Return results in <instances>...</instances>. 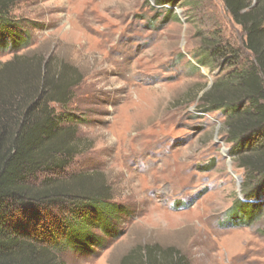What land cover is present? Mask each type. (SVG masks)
<instances>
[{
    "label": "rangeland",
    "instance_id": "1",
    "mask_svg": "<svg viewBox=\"0 0 264 264\" xmlns=\"http://www.w3.org/2000/svg\"><path fill=\"white\" fill-rule=\"evenodd\" d=\"M166 8L154 0H18L13 8L35 24L33 40L17 53L0 50V66L37 55L79 71L68 110L91 148L71 169L104 172L116 201L133 212L122 237L93 254L67 253L65 264H120L144 244L175 247L189 264H264V212L248 226L225 224L243 197L244 171L221 113L200 102L218 77L251 58L246 33L223 0ZM206 39L241 60L199 65Z\"/></svg>",
    "mask_w": 264,
    "mask_h": 264
},
{
    "label": "trees",
    "instance_id": "2",
    "mask_svg": "<svg viewBox=\"0 0 264 264\" xmlns=\"http://www.w3.org/2000/svg\"><path fill=\"white\" fill-rule=\"evenodd\" d=\"M180 1L154 3L168 11ZM17 2L0 0V50L14 53L31 45L35 25L12 13ZM223 2L244 29L251 58L218 77L200 102L221 113L230 154L244 171L243 197L225 224L248 226L264 212V3ZM214 40H205L199 65L238 64L239 52ZM80 75L37 55L0 66V264H65L67 253L93 254L125 234L123 219L133 212L116 201L107 175L71 169L91 148L68 110ZM120 264L189 263L175 247L144 244Z\"/></svg>",
    "mask_w": 264,
    "mask_h": 264
},
{
    "label": "water",
    "instance_id": "3",
    "mask_svg": "<svg viewBox=\"0 0 264 264\" xmlns=\"http://www.w3.org/2000/svg\"><path fill=\"white\" fill-rule=\"evenodd\" d=\"M153 1V0H152ZM238 182L240 183L241 182V178L240 177H238Z\"/></svg>",
    "mask_w": 264,
    "mask_h": 264
}]
</instances>
